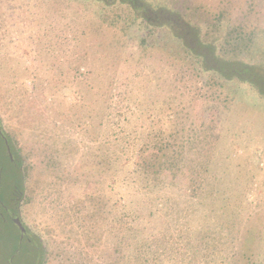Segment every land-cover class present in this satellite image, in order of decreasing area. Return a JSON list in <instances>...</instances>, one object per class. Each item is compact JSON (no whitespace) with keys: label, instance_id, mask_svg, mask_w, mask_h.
Here are the masks:
<instances>
[{"label":"rangeland","instance_id":"rangeland-1","mask_svg":"<svg viewBox=\"0 0 264 264\" xmlns=\"http://www.w3.org/2000/svg\"><path fill=\"white\" fill-rule=\"evenodd\" d=\"M78 1L80 12L105 11L103 3L95 0ZM134 1L142 5L141 0ZM149 2L157 10L151 11L152 21L172 23L190 46L208 55L211 66L229 61L234 63L229 67L244 72L241 62L264 73V0ZM159 4L179 13L182 22L175 14L157 9ZM59 7L54 0H0V264H195L184 262L177 253L183 246L179 234L186 227L188 209L211 217L204 232L208 252L199 247L196 264H264V94L238 80L226 83L202 74L194 68L195 60L186 58L179 41L169 38L160 47L145 50L138 46L139 36L128 29L123 33L122 24L99 34L89 26L90 35H82L74 46L68 42L70 34L59 28L69 18L53 15ZM189 24L197 37L190 33ZM158 31L159 27L156 32L164 37ZM41 41L58 46L48 51L47 60L38 54V83L35 71L28 72L32 68L28 58ZM112 41L123 47L119 60ZM89 70L105 72V85L111 87L107 99L100 97L106 104H99L102 109L96 120H84L86 130L80 129V97L73 91L80 92V72ZM69 72L76 80L74 90L60 84L63 90L58 97L44 91L57 85L56 77ZM139 87L147 88L143 118L173 116V132L181 138L207 131V142L212 145L218 140L215 152L227 156L233 173L237 167L238 181L247 185L243 197L241 188L234 193L230 192L233 183L229 185L221 206L232 204L222 212L217 211L220 204L214 196L208 197L211 202L206 206H198L197 185L187 191L174 187L169 193L180 203V215L171 229L175 240L169 246L174 251L168 253L161 242L162 249L150 245L152 250L137 244L132 229L142 233L143 240L153 233L162 239L171 219L163 215L133 223L132 212L124 211L120 221L109 187L118 164L108 157L119 149L140 151L134 140L141 134H134L135 124H130L142 120L132 103ZM12 151L22 167L5 159ZM26 165L32 167L27 179ZM91 194L106 207L96 206L88 215L92 204L86 201ZM85 216L92 220L91 228ZM12 218L22 219L30 244H21V231ZM226 218H231L228 223ZM203 237V233L195 237L194 245Z\"/></svg>","mask_w":264,"mask_h":264},{"label":"trees","instance_id":"trees-1","mask_svg":"<svg viewBox=\"0 0 264 264\" xmlns=\"http://www.w3.org/2000/svg\"><path fill=\"white\" fill-rule=\"evenodd\" d=\"M54 1L56 4H61V7L55 8L53 15H63L69 18L63 25L59 24V28L70 34L69 37L67 36V39L68 42L74 46L75 44H80V37L82 35L83 37L90 35L88 30H86L89 26L92 27V30H95L94 32L99 34V32L106 30V28H116L119 24H122L123 33L128 29L132 34L139 36L138 46L145 50H154L156 47H160L161 41L169 38L179 41L181 48L187 52L186 58L188 60H195L194 68L196 67L202 74H207L211 78H222L226 83H230L232 80H238L251 87L253 86L252 88L256 89L260 94H264V73H262L261 70L259 71L254 66L240 62L239 64L244 66L242 68H244L245 71L241 72L240 69L236 71V69L234 70L232 67H229V65L234 64L229 61H218L214 66H211L208 61V55L199 53L196 48L190 46L183 35L176 33L172 23L170 24L165 20L157 25L152 21L151 11L157 10H154L156 8L151 6L152 4L149 0H141L142 5L135 4L134 0H116L114 2L112 0H95L103 3L105 11L98 14L93 13V15H89L86 10L80 12L78 0ZM82 1L88 2L89 0H80L81 3H84ZM115 2L118 3V5L114 8L116 5ZM158 7L157 9L160 11L175 14L177 19L179 17L182 22L180 14L170 10L167 5L159 4ZM60 10H64V12L62 13ZM158 27V32L163 31L165 33L164 37H160L161 35H158L156 32ZM190 27L193 26L190 25ZM191 32L195 33L197 37L198 32L195 27L190 28V33ZM119 44L120 43L113 42L111 43V47L117 48ZM198 45H200V43H198ZM57 46L58 44L56 42L51 46V44L49 45L41 41L36 50L32 49L30 52V57L28 59L32 62V68H29L28 72L31 70L35 71L34 77L36 82H41L38 76L39 72L36 71L41 59L45 58V60H47V56H49L48 51L51 49L55 50ZM102 46L104 49H107V45L103 44ZM122 48L116 49V58L118 60L123 53ZM38 54L42 57L41 59H39ZM82 60L83 56H80V61ZM103 62L105 63L106 59H104ZM222 65L225 66L223 67ZM113 66L115 67V64ZM34 77L32 76L33 79ZM104 78L105 72L102 70L99 72H95L94 70H89L86 73L80 72V92L76 90L73 91V94L75 93L80 97V129L87 130L88 126L84 124V120H96L99 116V111L102 109L99 107V104L101 102L102 104H106L100 97L103 96L107 99L106 94L109 92L111 86L105 85ZM75 81L74 75L70 72L68 76L67 73H63L53 80V82L57 84L55 87H47L44 91L54 97L58 95V91L63 90L62 87H59L60 84L65 85V87L72 91L75 88ZM145 92L147 94V88L139 87V89L136 88V92L132 95L134 110L139 111L142 115V120L130 122V124H135L134 134L137 135V133H140L144 136L143 138L140 135L137 137V140H134L138 145H141L140 151L134 153L119 149V152L113 155L114 159L108 157L109 161L114 160V162L118 164L114 174H111L112 182L109 183V187L114 196L115 206L113 207L115 213L117 211L121 215L124 211H131L133 223H138L140 219H159L160 216L163 215L166 219H171L169 226L163 230L162 239L158 238V236L153 233L149 234V236L143 240V234L139 233L137 229H132L134 233L133 238L137 244L143 243L144 245H148L149 248L150 245H152L155 249H159L162 246V244L159 243L161 242L164 243L163 252L168 253L169 251H174V248L169 246L175 240L171 235V229L177 225L179 221L177 216L180 215V203L169 193L174 187H179V190L186 189L187 191L197 185L200 190V194H198V206H206L208 201L211 202V199L208 197L211 198L214 196L219 200L220 204L217 211L222 212L223 208L228 209V206L232 204L230 202L229 204L225 203L226 206L223 208L221 206V204L224 203L222 200L227 199L224 197L228 194L229 185L233 183V188H231L230 192L235 193L241 188V197L245 195L247 185H243L238 181V177H236L237 167H235V172L233 173L231 170L232 162H227V156L223 157L215 152L218 140L212 145L207 142V131L201 133L202 135L195 134L186 138H181L173 132V127L171 126L173 116L166 118L163 114H157L146 119L143 118L147 116V114H145L146 112L141 109L145 107ZM95 96H97L96 99ZM91 123L94 124V121ZM149 128H153V130H149ZM7 145L9 150V140ZM5 159L13 165H18V163L21 167L23 165L22 162H19V157L17 160L15 159L14 153L12 156L11 154L5 156ZM222 163L226 164L225 169L221 168ZM98 165L101 167L103 166L101 159L98 161ZM31 168L32 167L27 165L24 166L26 179ZM4 171H6L7 175L8 170L6 167L3 168V172ZM21 175L22 172H20V176ZM224 180L231 182H224ZM20 185L22 188L23 183ZM90 201L92 209L88 210V215L92 214L93 210L95 211L96 206L101 210H104L106 207L105 202L98 196L89 195L86 202ZM214 201L216 202L217 200L215 199ZM187 203L191 204V200H188ZM156 211H158V213ZM121 216L120 221L124 215ZM228 216H230V214H228ZM184 218L186 227L181 234H179V239L183 243V246H180L177 253L184 262L191 261V263L193 262L196 264L197 257L202 250L201 248H205V251L208 252L209 243L208 241L207 244L205 242L207 234L204 232L211 225V217L209 214L200 212L199 209L195 211H189L188 209L186 210V216ZM230 219L231 218L224 219V223H228ZM83 220L87 221L89 228H91L93 225L92 220L86 219V216ZM221 224L223 225V221ZM89 232H92V230H89ZM202 233L205 234V238L203 237L201 240H198L199 246L194 245L195 237ZM204 242L205 245H201L204 244ZM208 255L209 253H207V256Z\"/></svg>","mask_w":264,"mask_h":264},{"label":"water","instance_id":"water-1","mask_svg":"<svg viewBox=\"0 0 264 264\" xmlns=\"http://www.w3.org/2000/svg\"><path fill=\"white\" fill-rule=\"evenodd\" d=\"M13 222L18 226L21 231V234L23 235L26 231V228L24 227L22 220H20V218H16L13 220Z\"/></svg>","mask_w":264,"mask_h":264},{"label":"flooded vegetation","instance_id":"flooded-vegetation-1","mask_svg":"<svg viewBox=\"0 0 264 264\" xmlns=\"http://www.w3.org/2000/svg\"><path fill=\"white\" fill-rule=\"evenodd\" d=\"M7 212V211H6ZM13 215H14V213H13ZM2 216H3V214H2ZM14 219H16V218H12V220H14ZM20 220H22L21 218H20ZM28 236V231H27V229H26V231H25V233L22 235V239H21V244H23V243H26L27 242V244H30L31 243V241L29 240V239H26V237ZM20 244V245H21Z\"/></svg>","mask_w":264,"mask_h":264}]
</instances>
